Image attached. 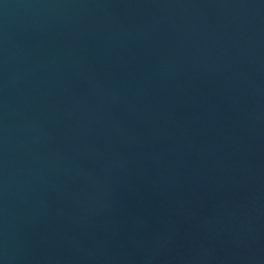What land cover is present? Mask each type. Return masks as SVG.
Returning a JSON list of instances; mask_svg holds the SVG:
<instances>
[{
  "label": "water",
  "instance_id": "water-1",
  "mask_svg": "<svg viewBox=\"0 0 264 264\" xmlns=\"http://www.w3.org/2000/svg\"><path fill=\"white\" fill-rule=\"evenodd\" d=\"M0 264H264V0H0Z\"/></svg>",
  "mask_w": 264,
  "mask_h": 264
}]
</instances>
